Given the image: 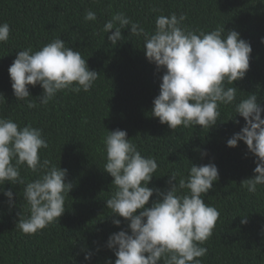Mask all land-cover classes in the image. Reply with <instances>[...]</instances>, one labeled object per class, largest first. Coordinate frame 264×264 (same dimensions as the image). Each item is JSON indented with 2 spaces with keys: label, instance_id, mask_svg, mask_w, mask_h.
Masks as SVG:
<instances>
[{
  "label": "trees",
  "instance_id": "16d2710c",
  "mask_svg": "<svg viewBox=\"0 0 264 264\" xmlns=\"http://www.w3.org/2000/svg\"><path fill=\"white\" fill-rule=\"evenodd\" d=\"M88 10L96 13L95 21H85ZM117 13L149 33L158 16L172 13L186 15L183 27L188 30L209 32L224 26L225 32H239L252 47L249 69L226 86L237 88V103L254 93L264 108V0H0V23L11 27L9 40L0 43V93L5 97L0 117L42 129L48 148L39 150L41 160L67 169L66 181L73 184L59 223L29 235L16 227L18 214L30 215L24 186L5 182L2 187L12 190L15 204L10 206L0 192V264H107L109 259L114 264L109 236L121 229L130 233L128 221L106 206L115 186L103 170V137L117 128L126 130L143 156L156 158L151 188L166 191L169 175L178 171V179L186 178L191 163L217 166L219 179L204 200L220 215L211 237L201 245L208 249L199 258L202 264H264V185H258L256 193L241 186L255 175L256 157L242 140L236 147L227 145L245 125L244 118L235 113L234 104H221V117L209 129L193 125L172 130L161 124L151 111L163 70L148 61L144 38L132 35L130 25L121 29L123 41L111 44L108 36L115 29L105 33L103 26ZM55 38L79 51L89 69L99 73L98 79L90 91L62 90L46 105L39 103L42 87L29 85V99L37 106L28 108L25 101H17L8 69L19 50L36 51ZM20 172L26 182L43 174L26 165ZM157 199L161 197L154 192L146 206ZM114 219L121 224L115 225ZM85 251L91 253L88 261Z\"/></svg>",
  "mask_w": 264,
  "mask_h": 264
},
{
  "label": "clouds",
  "instance_id": "9594fccd",
  "mask_svg": "<svg viewBox=\"0 0 264 264\" xmlns=\"http://www.w3.org/2000/svg\"><path fill=\"white\" fill-rule=\"evenodd\" d=\"M96 18L91 10L84 16L85 21ZM185 19L183 13L160 15L155 20L154 31L149 33L124 13H117L105 22L103 31L109 33L115 29L108 36L112 45L123 41L121 29L129 25L132 35L144 38L146 58L157 70H163L160 92L153 99L151 111L161 124L166 123L172 130L193 125L209 129L221 117V104L235 105V113L246 123L227 140V145L236 147L242 140L255 155V175L244 179L241 186L256 193L257 186L264 185V118L261 117L264 108L254 93L237 103V88L226 86L245 76L252 47L235 30L225 32L224 26L209 32L188 30L183 27ZM10 33V25L0 23V43L7 42ZM8 72L17 101H25L28 108L37 106L29 99V85L42 87L39 103L46 105L62 90L90 91L99 75L89 69L79 51L60 38L36 51L31 47L19 50ZM0 103H5L2 93ZM103 144L106 153L103 170L113 177L115 186L106 206L111 214L125 218L130 229V233L121 229L108 238L107 247L116 256L114 264H202L199 258L208 249L201 245L211 237L220 215L204 200L219 179L217 166L191 163L187 177L179 179V172L173 171L168 180L170 187L162 192L148 186L158 169L156 158L143 156L126 130H108ZM47 148L42 129L31 125L20 127L12 119L0 117V192L14 206L12 190L2 186L6 181L24 186L23 198L30 215L25 218L18 214L16 227L29 235L59 223L65 212V197L73 187L66 181L67 169L52 165L48 159L41 160L39 150ZM23 165L43 174L26 182L20 172ZM154 192L161 199L146 206ZM137 210H140L138 214ZM242 217L241 223L246 224V216ZM113 223L119 226L121 221L114 219ZM90 258L91 253L85 251V260ZM107 264H112L111 259Z\"/></svg>",
  "mask_w": 264,
  "mask_h": 264
}]
</instances>
